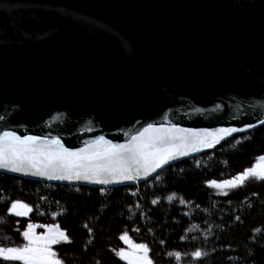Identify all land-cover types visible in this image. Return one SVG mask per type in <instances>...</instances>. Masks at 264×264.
Returning a JSON list of instances; mask_svg holds the SVG:
<instances>
[{"label":"water","instance_id":"obj_1","mask_svg":"<svg viewBox=\"0 0 264 264\" xmlns=\"http://www.w3.org/2000/svg\"><path fill=\"white\" fill-rule=\"evenodd\" d=\"M0 116V134L59 136L73 150L98 136L127 143L148 124L260 126L264 0H0ZM159 170L100 184L0 168L95 186Z\"/></svg>","mask_w":264,"mask_h":264},{"label":"trees","instance_id":"obj_2","mask_svg":"<svg viewBox=\"0 0 264 264\" xmlns=\"http://www.w3.org/2000/svg\"><path fill=\"white\" fill-rule=\"evenodd\" d=\"M263 155L260 125L131 183L95 186L0 171V246H22L20 233L30 222L54 223L72 241L55 246L65 264H128L116 255L128 249L124 232L148 245L154 264H264V181L250 179L227 196L208 184L236 177ZM17 199L32 206L28 217L6 215ZM197 249L209 255L197 261L191 256ZM174 252L180 260L168 255Z\"/></svg>","mask_w":264,"mask_h":264},{"label":"snow or ice","instance_id":"obj_3","mask_svg":"<svg viewBox=\"0 0 264 264\" xmlns=\"http://www.w3.org/2000/svg\"><path fill=\"white\" fill-rule=\"evenodd\" d=\"M3 119L4 117L0 116V120ZM258 123L264 125V119H259ZM255 126L247 124L245 128ZM244 130L228 127L196 131L181 129L174 124L169 127L148 124L127 143L114 144L104 136H98L88 141L83 148L75 150L66 148L59 136L21 137L15 132L4 131L0 134V168L48 179L87 180L100 184L120 183L136 180L138 177H149L178 155H187L190 151L198 150L200 146L211 148L233 132ZM253 178L264 181V156L259 157V163L245 169L236 177L219 182L211 180L208 184L227 196L229 192L225 190L242 187L246 181ZM173 198L174 196H169L168 200L171 201ZM152 203L155 204L157 201L153 200ZM180 203L184 204L185 201L181 199ZM32 211V206L17 199L11 201L6 215L28 217ZM236 220L239 221L240 217L237 216ZM36 228H43L46 231L37 234ZM88 231L91 233L92 229L88 228ZM20 235L25 241L22 246H0V261L5 264H65V260L53 246L71 244L72 241L67 231L61 229L58 224L40 225L30 222ZM120 239L128 245V249L121 248L116 252L120 259L127 261L128 264H154L149 255L151 250L146 243L133 242L127 232L122 233ZM168 255L174 256L177 260L181 259L180 252ZM208 255V252L200 249L191 253L197 261Z\"/></svg>","mask_w":264,"mask_h":264},{"label":"rangeland","instance_id":"obj_4","mask_svg":"<svg viewBox=\"0 0 264 264\" xmlns=\"http://www.w3.org/2000/svg\"><path fill=\"white\" fill-rule=\"evenodd\" d=\"M264 156V155H263ZM257 163H259V160H258V162ZM256 163V164H257ZM255 164V165H256ZM217 193H220V194H222V191L221 190H218V189H215V188H213ZM237 189V188H236ZM233 190H235V189H232V190H225V191H228V192H231V191H233ZM52 224H54V223H52ZM44 231H46L45 229H43V228H36L35 229V232L37 233V234H41V233H43ZM137 243V242H136ZM55 246L56 245H54L53 246V249L55 250V251H57V249L55 248Z\"/></svg>","mask_w":264,"mask_h":264}]
</instances>
